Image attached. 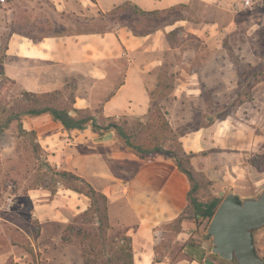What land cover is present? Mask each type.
<instances>
[{
    "label": "crops",
    "instance_id": "0c3cea01",
    "mask_svg": "<svg viewBox=\"0 0 264 264\" xmlns=\"http://www.w3.org/2000/svg\"><path fill=\"white\" fill-rule=\"evenodd\" d=\"M54 1L60 3L58 6L69 9L72 16L78 12L83 19L96 18L99 12H110L124 2H131L144 11H163L196 1L213 5L223 2L227 6L229 0ZM187 23L182 19L145 36H135L124 26L104 34L47 36L39 40H30L22 33L12 32L5 49V76L30 93L53 92L63 89L67 82L73 83L76 109H92L96 102H100L101 117L105 119L127 114L145 118L150 109V85L155 87L159 72L167 69L168 65L171 71L168 75L174 73V77L171 105L167 111L174 119L182 101L201 98L199 73L197 76L194 71L186 73L182 67L193 62L167 63L164 60L166 52L172 55L181 53V47L171 46L166 35L176 28L188 31ZM218 32L216 24L211 23L191 33H201L197 37L210 34L211 38ZM122 62L124 65L120 72ZM194 66L193 69L200 67L198 63ZM257 101L254 95L253 103ZM247 104L239 107L235 117L226 116L180 137L183 153L193 155L189 159L191 173L205 179L212 198L221 199L230 191L242 199L252 196L243 190V184L248 174V152L254 149L252 147L258 140L249 134L248 117L243 115ZM22 117L24 129L35 131L45 149L58 154L53 156L58 166L63 158L73 157L76 154L74 150L81 143L86 145L94 135L106 136L111 130L98 134L87 126L81 131L67 132L48 114ZM180 118L184 121L186 116ZM26 122L29 128L25 126ZM255 125L258 126L257 123ZM190 188L187 176L173 160L156 154L141 160L125 182L118 200L122 207H116V200L108 197L109 224L122 227L130 238L133 264H218L219 258L212 257L214 255L209 252L211 239L204 229L205 219L196 217L194 212L192 216L187 212ZM175 222L178 229L169 234L166 228ZM43 264L84 262L80 252H76L74 255L56 253L45 257Z\"/></svg>",
    "mask_w": 264,
    "mask_h": 264
},
{
    "label": "rangeland",
    "instance_id": "374dc122",
    "mask_svg": "<svg viewBox=\"0 0 264 264\" xmlns=\"http://www.w3.org/2000/svg\"><path fill=\"white\" fill-rule=\"evenodd\" d=\"M59 4L54 0H0V121L11 105V97L21 90L17 84H11L5 79L7 40L12 32L29 35L30 40L37 39L41 34L36 25L44 20H48L62 33L74 31L72 24L76 18L83 22L82 16L78 12L76 16H72L69 9L64 6L62 8ZM129 14L125 11L119 12L120 18L117 20L105 16L103 24L111 30H115L119 22L134 25L138 30L144 27L148 30L153 26L149 23L129 22ZM178 14L179 18L188 21V31L182 29L177 36L168 40L170 45L180 46L181 53L172 55L166 52L164 60L167 63L193 62L190 66L182 67L186 73L192 74L194 71L196 76L199 73L202 83L199 86L201 98L196 101H182L174 119H171L167 111L172 100L170 89H160L159 92L155 91L157 83L154 88L150 85L153 109L157 107L161 111L173 134L161 131V134H156L154 142L147 143L144 138L149 132L142 126L150 122L157 123L156 120L149 119V114L145 118L127 114L105 119L101 117V103L96 102L88 111L95 116L97 124L111 126L115 122L128 136V143L118 131L111 129L106 136L94 135L93 140L89 139L86 145L81 143L74 150L76 154L69 159L63 158L58 166L53 157L58 154L46 150L38 137L42 151L32 152L28 142L18 136L16 123L0 130V264H43L45 257L56 253L74 255L80 252V240L73 238L71 244H64L61 234L76 215L89 207L90 200L82 194L66 189L65 182L47 173L42 165L45 160L53 171H67L84 179L107 197V205L110 197L116 200V207H122L123 204L118 201L122 188L141 160L159 154L172 159L174 163L177 159L184 169L191 171L188 160L191 157L184 155L179 145L180 137L192 132L196 127L207 126L223 119L224 113L235 117L240 106L234 111H224V107L230 104L239 92L236 73L241 69L244 71L248 65L251 68L264 65V0H257L254 7L247 11L229 10L223 2L213 5L196 1L181 7ZM211 23L216 24L219 31L214 37L209 38L210 34L207 33L205 37H197L201 33H191ZM195 63L199 64V70L193 69ZM123 65L122 62L120 72ZM170 72L167 65V69L159 72L157 82L159 75L168 76ZM173 75H170L172 80ZM165 80L167 83L171 81L168 78ZM256 87L257 85L252 89V96L258 98L257 103H248L243 111V115L248 117L249 134L258 140L246 159L248 174L243 190L249 191L251 197H255L264 188V82ZM185 116L184 121L181 120L180 117ZM239 117L242 118L241 114ZM23 119L24 117H21V120ZM24 124L29 128L27 122ZM155 147L158 148L156 153H146V150ZM257 165L261 166V170L257 169ZM194 182L197 185L195 197L198 202L204 204L209 201L212 193L205 179L194 174ZM187 212L191 215L194 210L189 206ZM208 225L205 220L206 231ZM109 226L112 229L108 231L110 235L125 233L120 226ZM166 229L169 234L176 232L177 222ZM255 247L259 256L264 259V229L256 232ZM105 250V254L99 255L97 259L110 256L108 247ZM217 263L233 264L220 259Z\"/></svg>",
    "mask_w": 264,
    "mask_h": 264
},
{
    "label": "trees",
    "instance_id": "16d2710c",
    "mask_svg": "<svg viewBox=\"0 0 264 264\" xmlns=\"http://www.w3.org/2000/svg\"><path fill=\"white\" fill-rule=\"evenodd\" d=\"M181 7L183 6H177L163 11H144L131 2H124L110 12H99L96 18H83V22H79V19L76 18L75 22L72 24L75 30H70L67 33H62L57 28H54L48 20L39 21L36 28L41 35L34 40H39L47 36L56 37L80 34H104L112 31L110 28H107V26H104V17L106 16L108 19L117 20L120 18L118 13L123 11L130 13L129 22L131 23H135L136 21L138 24L149 23L150 25H153L148 30L144 29L145 27L138 30L134 27V25H128L125 22L118 23L119 26L129 28L135 36H145L162 27L173 25L175 22L182 20L183 18H179L177 16ZM181 31V28L174 29L166 35L167 39L169 40L172 37L177 36ZM236 74L238 78L236 85L239 92L237 93L236 98L224 107V111H227V109L234 111L239 106L253 101L252 89L259 83L264 82V65L257 68H251L248 65L244 71L241 69V71ZM166 78L170 79L171 83H167L165 80ZM5 79L11 84H15L13 80H9L8 78ZM172 88L173 80L171 79V76H165V74L159 75L155 91L160 92V89L165 91L166 89H170L171 92ZM165 91L164 93L167 94L168 92ZM74 93L75 86L68 82L65 84L63 89L53 92L30 93L21 89L11 97V105L6 110L5 116L0 121V130L7 129L11 124L16 123L18 136L23 137L28 142L33 153H40L42 149L37 140L35 131L24 129L21 117H36L42 114H48L54 122L59 123L67 132L81 131L87 126L91 127V131L93 133L98 134L114 129L118 131L121 137H123V139L128 143V136L115 122H113L111 126H100L97 124L95 116L88 110L76 109L74 107ZM150 99L149 119L151 118V121L156 120L155 122L157 123H146L142 126V128L149 132V135H147L144 140L151 144L156 139V134H161L162 132H165L166 134H173V130L169 128L167 121L163 119L161 111L157 109V107L153 109L152 92L150 93ZM229 114L230 113H224V117L229 116ZM199 128L200 127H196L192 131ZM179 145L181 146L180 143ZM146 151L147 154H152L154 152L156 153L158 148L155 147ZM205 154L206 153H203V155ZM184 155L186 154L184 153ZM189 156L192 157L193 155L190 154L188 157ZM39 158L40 156H38V159ZM262 159L264 164V157ZM175 164L187 176L191 184V188L188 193L189 206L193 208L196 217H201L209 223L222 199L211 198L204 204L198 202L195 197L197 193V185L194 182L193 174L190 170L184 169L177 159H175ZM42 165L45 167V171L47 173L49 172L52 177L65 182L66 189H69L77 194H82L90 200L89 207L82 213L76 215L64 228L61 234V241L64 244H71L73 238L80 240L82 243L80 256L84 264H133L130 238L121 232L115 235L108 234V231H111L112 229L109 226L107 216V197L103 193L94 189L84 179L75 176L70 172L53 171L46 160L45 162H42ZM260 167L261 166L259 165L257 169L261 170ZM76 183H79L80 185L77 186ZM53 192L54 191H51V193ZM106 247H108L110 256H108V258H101L100 260L97 259L99 255L101 256L105 254ZM212 257L217 258L216 256Z\"/></svg>",
    "mask_w": 264,
    "mask_h": 264
},
{
    "label": "water",
    "instance_id": "95a60500",
    "mask_svg": "<svg viewBox=\"0 0 264 264\" xmlns=\"http://www.w3.org/2000/svg\"><path fill=\"white\" fill-rule=\"evenodd\" d=\"M264 229V188L255 197L228 192L215 210L207 235L210 254L233 264H264L255 247L256 232Z\"/></svg>",
    "mask_w": 264,
    "mask_h": 264
},
{
    "label": "built area",
    "instance_id": "2783aa9c",
    "mask_svg": "<svg viewBox=\"0 0 264 264\" xmlns=\"http://www.w3.org/2000/svg\"><path fill=\"white\" fill-rule=\"evenodd\" d=\"M256 2L257 0H229L227 7L232 11H247L251 10Z\"/></svg>",
    "mask_w": 264,
    "mask_h": 264
}]
</instances>
